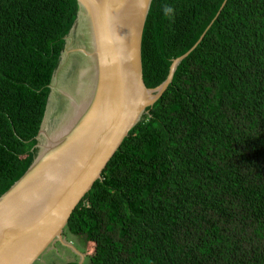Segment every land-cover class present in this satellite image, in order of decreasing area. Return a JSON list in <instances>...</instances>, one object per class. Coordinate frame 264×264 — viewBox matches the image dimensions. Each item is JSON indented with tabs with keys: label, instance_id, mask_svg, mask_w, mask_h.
<instances>
[{
	"label": "trees",
	"instance_id": "obj_1",
	"mask_svg": "<svg viewBox=\"0 0 264 264\" xmlns=\"http://www.w3.org/2000/svg\"><path fill=\"white\" fill-rule=\"evenodd\" d=\"M77 9L0 0V196L36 157ZM189 50L72 211L82 264H264V0H151L145 86Z\"/></svg>",
	"mask_w": 264,
	"mask_h": 264
},
{
	"label": "water",
	"instance_id": "obj_2",
	"mask_svg": "<svg viewBox=\"0 0 264 264\" xmlns=\"http://www.w3.org/2000/svg\"><path fill=\"white\" fill-rule=\"evenodd\" d=\"M76 1V19L64 38L36 138L44 139L43 128L56 79L66 64L65 56L72 52L68 41L80 32L84 35L81 53H85L78 61L83 71L81 74L78 67L73 76L76 79L82 75L84 82L87 72L84 61L89 62L92 92L80 112V105L72 100L77 94L63 92L66 113L61 124L44 143L37 145L39 151L32 164L0 196V264H33L49 244L61 241L62 228L75 206L93 183L101 179L102 170L123 139L142 120L146 109L160 98L177 65L200 41L172 61L163 82L147 88L142 75L141 41L151 0ZM89 106L91 110L87 111ZM73 112L80 123L71 120ZM77 126L82 128L81 134L69 142L68 134ZM58 136L60 140L56 143ZM43 145H47L45 150Z\"/></svg>",
	"mask_w": 264,
	"mask_h": 264
},
{
	"label": "rangeland",
	"instance_id": "obj_3",
	"mask_svg": "<svg viewBox=\"0 0 264 264\" xmlns=\"http://www.w3.org/2000/svg\"><path fill=\"white\" fill-rule=\"evenodd\" d=\"M68 42L71 43L72 52L65 56L66 64L61 68V73L58 74V78L56 79L57 81L56 90L54 91V97L51 99V102H49L51 103V105L49 107V111L47 112V118L43 128L44 139L42 138V136L38 138V140L41 141L40 143H44L46 141V137L50 136L57 129V127L61 124L64 114L66 113L65 110L63 109L64 106H66V100L63 102V98H64L63 92L73 95L79 92L83 84L81 75L79 78L76 79H74V76H71V73H73V71L78 67H80L81 74L83 71V69L81 68L80 61H78V58L84 57V53H85V51L81 53V50H83L84 48L83 33L80 32L77 34V36L75 35L73 37L71 36ZM73 57L77 58V60L74 59ZM61 98H62V102H61ZM77 238L80 240L82 239L84 241V239L81 236ZM66 242L70 243L72 248L64 246L62 242H60L57 246H55L53 250L51 249L50 246V249L33 264H55V263L59 264V262L66 263L67 256L58 257L56 255V254L61 255L60 246L65 247L72 254H77V251H80L82 250V248H84V246L81 247L77 242H75L70 237L66 238ZM84 249H85V253L92 252L93 244L87 243ZM82 255L84 254L82 253ZM82 255L81 257H83ZM68 258L72 259L74 258V256ZM78 258L79 257L77 256V259ZM80 258L79 260L81 261L82 258L81 259Z\"/></svg>",
	"mask_w": 264,
	"mask_h": 264
},
{
	"label": "bare ground",
	"instance_id": "obj_4",
	"mask_svg": "<svg viewBox=\"0 0 264 264\" xmlns=\"http://www.w3.org/2000/svg\"><path fill=\"white\" fill-rule=\"evenodd\" d=\"M83 32H85V30H83ZM89 62L84 61V66L87 69L86 75L84 77V82L82 84L81 89L79 90L77 94V96L75 98H73L72 100H76L78 102V104L80 105V109L78 112H80L81 109L84 108L85 104L87 103L89 97H90V92H92L91 90V86H92V82H93V77L90 75L89 73V69L91 68L90 65H88ZM89 68V69H88ZM93 68V67H92ZM82 76V75H81ZM92 106L88 107L87 111L91 110ZM71 120L74 121L76 124L80 123V119L77 116L76 112H73V116L71 117ZM81 127L77 126L75 127L73 130H71L68 134L67 140L70 142L74 139H76L77 137L80 136L81 134ZM60 140L59 136L55 139L56 143ZM45 146V145H43ZM42 146V147H43ZM47 146V145H46ZM46 146L43 148V150H45Z\"/></svg>",
	"mask_w": 264,
	"mask_h": 264
},
{
	"label": "clouds",
	"instance_id": "obj_5",
	"mask_svg": "<svg viewBox=\"0 0 264 264\" xmlns=\"http://www.w3.org/2000/svg\"><path fill=\"white\" fill-rule=\"evenodd\" d=\"M75 94H73L72 96H74ZM149 108V107H148ZM147 110V109H146ZM146 114H148V110H147V113H145L144 115H146ZM144 115L142 116V120H143V117H144ZM141 120V121H142ZM140 121V122H141ZM139 122V123H140ZM41 141L39 140V143H40ZM42 143H40L39 145H41ZM38 147V146H37ZM38 151H39V147H38ZM38 153V152H37ZM36 156H37V154H36ZM102 179V178H101ZM100 179V180H101ZM94 184V183H93ZM79 203V202H78ZM76 207V206H75ZM74 210V209H73ZM72 213V212H71ZM71 215V214H70ZM70 217V216H69ZM69 219V218H68ZM67 224V223H66ZM66 226V225H65ZM65 226L62 228V232H61V241L60 240H55L54 242H53V244L52 245H48V247H47V250H45L36 260H35V262L40 258V257H42L49 249H50V246H51V249L53 250L54 249V247L55 246H57L58 245V243H60V242H62L63 243V245L64 246H66V247H69V248H72V246H71V244L70 243H67L66 242V238L68 237L67 236V234H66V232H65ZM72 239L75 241V242H77L79 239L75 236L74 238L72 237ZM61 247V246H60ZM63 247V246H62ZM82 247H83V245H82ZM84 248H85V246H84ZM60 251H61V255H58V254H56L58 257L59 256H65V254H64V252H63V250H61V248H60ZM79 253L81 254V253H83V252H81V251H77V256L80 258V256H79ZM84 255H86L85 253H83ZM86 257V256H85ZM84 260H85V258L83 259V261H82V263L84 262ZM34 262V263H35ZM78 263H79V259H78ZM81 263V264H82ZM57 264V263H56Z\"/></svg>",
	"mask_w": 264,
	"mask_h": 264
}]
</instances>
